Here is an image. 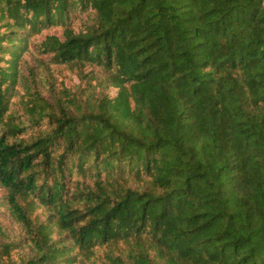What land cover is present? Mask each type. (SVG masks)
Masks as SVG:
<instances>
[{"label":"trees","instance_id":"1","mask_svg":"<svg viewBox=\"0 0 264 264\" xmlns=\"http://www.w3.org/2000/svg\"><path fill=\"white\" fill-rule=\"evenodd\" d=\"M0 192V264H264V0H0Z\"/></svg>","mask_w":264,"mask_h":264},{"label":"rangeland","instance_id":"2","mask_svg":"<svg viewBox=\"0 0 264 264\" xmlns=\"http://www.w3.org/2000/svg\"><path fill=\"white\" fill-rule=\"evenodd\" d=\"M2 193L0 192V195ZM1 215L3 218L4 223L7 225L8 229L13 232L16 235L20 234V227L15 223L12 215L9 213L8 210H6V208H3L1 211Z\"/></svg>","mask_w":264,"mask_h":264}]
</instances>
